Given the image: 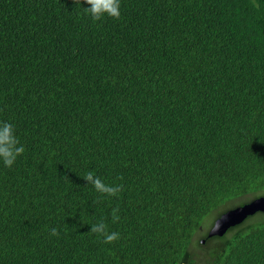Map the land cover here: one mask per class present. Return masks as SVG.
I'll use <instances>...</instances> for the list:
<instances>
[{
  "label": "trees",
  "instance_id": "1",
  "mask_svg": "<svg viewBox=\"0 0 264 264\" xmlns=\"http://www.w3.org/2000/svg\"><path fill=\"white\" fill-rule=\"evenodd\" d=\"M83 6L0 0V264H264V213L207 238L264 196V0Z\"/></svg>",
  "mask_w": 264,
  "mask_h": 264
},
{
  "label": "clouds",
  "instance_id": "2",
  "mask_svg": "<svg viewBox=\"0 0 264 264\" xmlns=\"http://www.w3.org/2000/svg\"><path fill=\"white\" fill-rule=\"evenodd\" d=\"M83 3L87 5L83 7L92 20H101L105 17L118 19L120 17V0H83ZM24 150V146L17 136L15 125L9 121H0V164L6 168H11ZM82 178L88 184H91L98 193L113 196L120 191L118 185L106 184L93 172L87 173ZM112 219L113 222L119 219L118 215H116V210H113ZM90 230L102 236L104 243H111L119 239V234L117 232H109L107 225L103 221L91 225ZM51 234H57L55 228L51 230Z\"/></svg>",
  "mask_w": 264,
  "mask_h": 264
},
{
  "label": "water",
  "instance_id": "3",
  "mask_svg": "<svg viewBox=\"0 0 264 264\" xmlns=\"http://www.w3.org/2000/svg\"><path fill=\"white\" fill-rule=\"evenodd\" d=\"M257 213H264V196L260 195L247 201L241 205L230 208L224 213L220 214L213 222L212 226L208 230L207 238L213 236H222L230 228L241 224L248 217H251ZM205 242V239L200 241Z\"/></svg>",
  "mask_w": 264,
  "mask_h": 264
},
{
  "label": "rangeland",
  "instance_id": "4",
  "mask_svg": "<svg viewBox=\"0 0 264 264\" xmlns=\"http://www.w3.org/2000/svg\"><path fill=\"white\" fill-rule=\"evenodd\" d=\"M213 219H214V216L208 218V219L204 222V224H203V229L201 228V229L197 232V234L194 236V238H193V243L196 241L197 238H199L200 234L204 233L205 230H206L207 228L210 227V224L212 223ZM197 252H198V251H197Z\"/></svg>",
  "mask_w": 264,
  "mask_h": 264
}]
</instances>
